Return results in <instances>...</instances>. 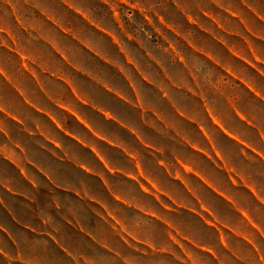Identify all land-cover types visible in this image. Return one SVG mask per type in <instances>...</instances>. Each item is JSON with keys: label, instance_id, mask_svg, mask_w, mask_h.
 Wrapping results in <instances>:
<instances>
[{"label": "crops", "instance_id": "obj_1", "mask_svg": "<svg viewBox=\"0 0 264 264\" xmlns=\"http://www.w3.org/2000/svg\"><path fill=\"white\" fill-rule=\"evenodd\" d=\"M177 211L261 252L264 0H0V264L119 260Z\"/></svg>", "mask_w": 264, "mask_h": 264}, {"label": "rangeland", "instance_id": "obj_2", "mask_svg": "<svg viewBox=\"0 0 264 264\" xmlns=\"http://www.w3.org/2000/svg\"><path fill=\"white\" fill-rule=\"evenodd\" d=\"M236 182V181H235ZM177 222L184 223L191 235L184 236L175 231V236L160 237L159 243H151V237L145 240L151 244L138 243L129 246L119 257V260L106 258L104 264H264V240L260 241L261 252L254 251L251 242L230 230L219 231L215 226L198 213L191 215L183 211L176 212ZM191 216V217H190ZM206 217L212 218L211 215ZM212 227V229L208 228ZM181 232H184L183 228ZM230 232V233H229ZM232 247L239 250L231 251L225 245L224 239ZM263 238V237H262ZM101 263V260L98 261ZM102 263V264H103Z\"/></svg>", "mask_w": 264, "mask_h": 264}]
</instances>
